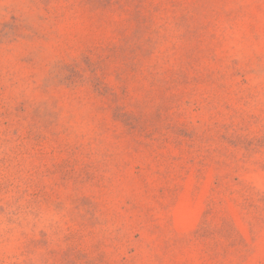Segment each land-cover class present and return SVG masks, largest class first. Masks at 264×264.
Wrapping results in <instances>:
<instances>
[{
  "label": "rangeland",
  "instance_id": "rangeland-1",
  "mask_svg": "<svg viewBox=\"0 0 264 264\" xmlns=\"http://www.w3.org/2000/svg\"><path fill=\"white\" fill-rule=\"evenodd\" d=\"M0 264H264V0H0Z\"/></svg>",
  "mask_w": 264,
  "mask_h": 264
}]
</instances>
